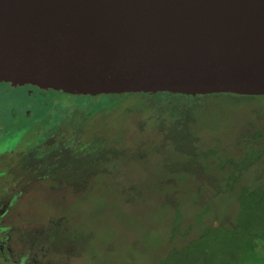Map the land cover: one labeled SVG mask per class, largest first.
<instances>
[{"label": "rangeland", "instance_id": "374dc122", "mask_svg": "<svg viewBox=\"0 0 264 264\" xmlns=\"http://www.w3.org/2000/svg\"><path fill=\"white\" fill-rule=\"evenodd\" d=\"M1 93L0 111L11 106L17 112L15 120L12 116L10 119L9 114L5 117L0 113V169L4 171L0 183H6L5 197L4 193L0 195L4 197L2 202L6 206L16 203L8 219L1 222L2 225H12L11 230H7L15 249L9 242L10 249L3 248L9 256V264H24V261L25 264H37L36 261L40 264L44 256L52 259L53 264H132L130 259L137 250L143 247L152 250L157 229H166V216L161 210L167 204L159 201L160 207L157 203L148 202L143 206L149 210L148 224L156 230L149 232L140 221L128 226L123 219L120 189L118 184H114V178L122 183L142 181V196L151 195L152 186L156 187V182L150 180L152 165L154 170L164 174L166 170L159 164L164 158L175 152L187 157L190 152L202 151V148L209 149L213 154L209 158L214 162L218 161L216 155L226 157L228 151L234 157L239 156L250 148L248 143L253 141L250 133L264 127L263 96L222 94L192 97L197 100L191 102L193 106H189L186 113L172 118L160 115L151 107H142L144 111L137 108L141 101L154 102L155 97H126L119 100V106L108 115L104 112L110 111L112 106L85 109L84 105L80 107L83 110L78 109L81 111L79 114L87 112L89 116H98L87 133L84 131L83 139L93 146L89 156L87 153L83 155L84 160L79 163L80 160L74 156H81V151L74 156L67 155L70 162L58 153L60 149L68 148L67 143L58 144L52 137L39 141L37 147L27 142H33L32 130L40 127L34 122L38 119L42 121L47 110L53 113L50 121L57 122L67 114L63 111H75L74 107H69L61 99L37 97L17 90ZM61 101L63 104L58 108ZM27 103L28 108L24 111L28 110V114L33 116L24 123L20 121L19 114ZM119 120H126L124 129L120 128ZM103 137H107V141L102 140ZM263 142V139L253 141L257 149ZM69 147H72L71 143ZM254 156L242 165L248 166ZM135 159L143 163L142 168L137 169ZM103 161L104 168L110 173L101 169ZM36 164L40 170L31 171ZM173 164H178L177 160H171L167 166ZM189 169L194 179L188 178L193 188L187 193L203 206L207 204V201H201L206 192L201 190L200 185L205 181V170L201 173L197 166ZM251 171L258 173L260 169ZM209 172L218 176L216 166L209 168ZM225 173L229 172L226 170ZM58 177L64 178V182ZM49 178L55 184L54 189L49 187ZM162 187L170 192V184H163ZM175 190L180 191L179 187ZM213 198L215 202L212 204L219 212L225 213L230 209L232 196L216 195ZM180 203L186 205L184 199ZM158 211L161 216L157 219ZM206 214L211 216V211ZM190 219L188 212L183 217L185 225ZM2 233L3 228L0 227V241L5 239ZM248 242H238L236 251L231 248L232 264H264V241L256 237L251 239V244ZM205 244L208 246L211 242L206 240ZM159 250L162 248L155 247L154 254ZM1 253L0 249V264H7Z\"/></svg>", "mask_w": 264, "mask_h": 264}, {"label": "water", "instance_id": "95a60500", "mask_svg": "<svg viewBox=\"0 0 264 264\" xmlns=\"http://www.w3.org/2000/svg\"><path fill=\"white\" fill-rule=\"evenodd\" d=\"M0 88L264 96V0H0Z\"/></svg>", "mask_w": 264, "mask_h": 264}, {"label": "trees", "instance_id": "16d2710c", "mask_svg": "<svg viewBox=\"0 0 264 264\" xmlns=\"http://www.w3.org/2000/svg\"><path fill=\"white\" fill-rule=\"evenodd\" d=\"M0 90L6 92L7 89L0 88ZM35 96L41 97L39 95ZM154 97V102L143 100L137 105V108L143 110V108L151 107V109L157 110L160 115L172 118L186 113L188 107L193 106L191 102L197 101L190 96L172 94H156L134 98L150 99ZM201 97L204 96H195V98ZM56 99H61L69 107H74L75 111H63L62 113L67 114L60 117L57 122H51L53 113H48L49 110H47L46 115L41 118L42 121L39 120L40 127L32 130L31 137H34L32 139L33 142H27V144L37 147L39 141L46 137H52L58 141V144L67 143L68 148L60 149L58 153L65 156V159L70 162L71 160L67 155L74 156L75 153L81 151V156L76 155L74 158L79 159V163H82L84 160L82 156L86 153L89 156L90 147H93L89 141H85L83 138L88 129L94 124L98 115L89 116L87 112H85V115L83 113L79 114L81 111H78V109L83 110L80 107L84 105H86L85 109L92 106H112L110 111H107V109L103 110V112L107 111L104 112V115H108L114 108H117V105L119 106V100L121 99L87 100L67 97H56ZM62 101L57 106L58 108H60V104H63ZM125 121L119 120L121 129H124ZM250 135L253 141L264 140V127L250 133ZM102 140L107 141V137H103ZM253 141L248 143L250 148L239 156L234 157L233 153L228 151L226 157L221 158L216 155L218 160L216 162L209 158L213 154L207 148H202V151L198 149L190 152L187 157L181 155L180 152L173 153V155L164 158L163 162L159 163L166 170L163 172L164 174L154 170L153 165L151 166L150 171H152V174L150 180L156 182V187L150 181L151 186L153 185L152 194L148 196H142L141 194L142 181L138 183L136 181L122 183L117 177L114 178V184H118L120 189L119 195L123 204V219L128 226L140 221L147 227L149 232L151 229L156 230L148 224L150 218H148L149 210H146L143 206L147 202L150 204L157 203L159 207V201H165L167 204L161 210L164 212L162 215L166 216V229H157V236L153 239L152 250L150 251L147 247L137 250L136 255L130 259L133 261L132 264H232L231 248L233 247L235 251L238 250V242L242 244V241L245 240L246 242L249 240L248 243L251 244V239L256 237L264 241V142L257 149ZM70 143L72 147H69ZM48 151L46 150L45 152ZM253 155L256 156L252 157L253 160L248 166L242 165ZM182 159L190 160V162L184 163ZM171 160H177L178 164L167 166ZM104 161L101 163L102 170L105 169ZM134 161L137 169L143 167L142 162L136 159ZM191 166H197L201 173L205 170V181L200 185L201 190L206 192L204 199H201V201H207V204L203 206L199 205L198 201H195V197L192 194L187 193L192 191L193 188L188 181V178L194 179L189 169ZM213 166L217 167L218 176L216 177L209 172V168ZM259 166H262L263 169ZM257 169H260L258 173L251 171H257ZM36 170H40L38 164L31 168V171ZM226 170L229 172L228 174L225 173ZM107 172L110 173L109 170ZM180 174H182L180 177L173 180L174 177ZM108 176L113 175L109 174ZM120 179L124 178L120 177ZM58 180L64 182L62 177H58ZM65 182H67V179ZM163 184H170L171 189L169 191L172 193L167 192L162 187ZM173 184L175 186H172ZM49 185V187L55 188L51 178H49ZM175 187H179L180 191H176ZM216 195L233 197L231 199L232 203L229 204L230 209L227 212H219L218 208L216 209L212 204L215 202L213 196ZM182 199L186 201V205L180 203ZM187 200L190 201L187 202ZM210 211L211 216L206 214ZM188 212L191 215V219L185 225L183 217ZM160 216L161 214L158 211L156 218L158 219ZM206 240H209L211 244L207 246L205 244ZM155 247H160L162 250L154 254ZM6 256L9 258L8 255ZM36 263L38 264L37 261ZM40 264H53V260L44 256L41 257ZM124 264L128 263L124 262Z\"/></svg>", "mask_w": 264, "mask_h": 264}, {"label": "flooded vegetation", "instance_id": "af4514ba", "mask_svg": "<svg viewBox=\"0 0 264 264\" xmlns=\"http://www.w3.org/2000/svg\"><path fill=\"white\" fill-rule=\"evenodd\" d=\"M1 92H4V90H0V94H2ZM6 92H8V90H6ZM0 99H1V97H0ZM27 105H28V103L23 107V109L21 110V112L19 114L20 121H24V123L27 122V121H30L32 119V116H33L31 114L30 115L28 114V110L26 112L24 111L25 109L28 108ZM0 113L2 114L1 116H5V117H7V115L9 114V117L12 116V119H14L16 117V115H17L16 109L14 107H11V106L9 108H4V110L3 111H0ZM10 119H11V117H10ZM39 120L40 119H38L34 123H39ZM0 154H1V152H0ZM2 171L3 170L0 169V177H2V175H3V172L4 171L3 172ZM5 190H6V183H0V194L1 193H4V197H5ZM4 197H1V195H0V227L3 228V233L2 234L5 236L4 241H0V249L2 251V253H1L2 256L4 255L6 257V258L4 257L6 263L9 264L10 262L8 261V257L4 253V249L3 248L5 246V248L10 249L9 248V245L7 244V242H9V244L11 245L10 240H9V238H10L9 233L10 232L7 229L10 228V227H12V225L11 224H9V225H2L1 222L3 220H5V219H8V214H9L11 208L16 203L11 202V203H9L6 206V204L2 202L3 199H4ZM10 230H11V228H10ZM11 247H12V249H15V247L13 245H11Z\"/></svg>", "mask_w": 264, "mask_h": 264}]
</instances>
